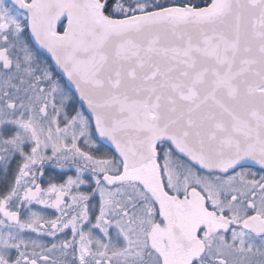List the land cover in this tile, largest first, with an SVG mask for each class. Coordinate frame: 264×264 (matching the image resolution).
I'll return each mask as SVG.
<instances>
[{
  "label": "snow or ice",
  "instance_id": "1",
  "mask_svg": "<svg viewBox=\"0 0 264 264\" xmlns=\"http://www.w3.org/2000/svg\"><path fill=\"white\" fill-rule=\"evenodd\" d=\"M0 264H264V0H0Z\"/></svg>",
  "mask_w": 264,
  "mask_h": 264
}]
</instances>
